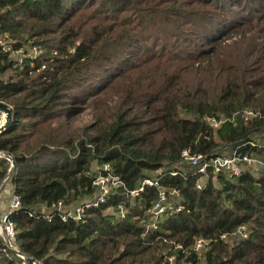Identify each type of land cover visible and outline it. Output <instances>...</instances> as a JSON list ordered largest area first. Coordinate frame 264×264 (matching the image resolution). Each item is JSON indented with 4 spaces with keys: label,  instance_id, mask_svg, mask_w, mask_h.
<instances>
[{
    "label": "trees",
    "instance_id": "1",
    "mask_svg": "<svg viewBox=\"0 0 264 264\" xmlns=\"http://www.w3.org/2000/svg\"><path fill=\"white\" fill-rule=\"evenodd\" d=\"M263 11L264 0H0V36L40 51L19 65L0 50L13 116L0 185L9 174L20 200L9 215L19 250L40 264H169L164 252L178 264H264V173L202 176L180 157L264 161ZM72 102L92 108V123H70ZM104 165L123 186L62 221L51 205L90 198ZM144 178L174 202L147 232L158 189L129 195ZM241 226L247 237L230 245ZM196 238L209 241L200 256ZM2 248L0 238V264H17Z\"/></svg>",
    "mask_w": 264,
    "mask_h": 264
},
{
    "label": "built area",
    "instance_id": "2",
    "mask_svg": "<svg viewBox=\"0 0 264 264\" xmlns=\"http://www.w3.org/2000/svg\"><path fill=\"white\" fill-rule=\"evenodd\" d=\"M13 42L8 40L7 35L0 36V50L3 53L8 54L9 56H17L16 61L20 65L24 58H35L38 53L39 49L36 46H29V50H25L24 47H20L19 49H13ZM10 109V108H9ZM11 110V109H10ZM244 118L256 117L260 116L258 112H254L252 110H244L241 114ZM13 116L9 118V122H12ZM225 120L220 118V120L215 119H208L210 126L213 128L218 127L221 123ZM7 120L6 115L3 111H0V135L5 131V126ZM181 160L189 164L193 169H195L199 174L202 176H206L208 173L212 174H227L229 176H239L243 172H250L251 173V166L253 163V157L249 154H242L237 152L236 150L230 154L217 156L210 159H205L201 155H194L189 152V150H183L181 152ZM0 158H4L10 163L9 167V174L13 168V161L10 156L6 155L5 153L0 151ZM260 169L264 172V163L260 164ZM8 174V175H9ZM8 175L3 180L0 187L7 182H9ZM157 181L151 178H144L141 180L140 184L138 185L137 189L130 191V196H136L140 192H143L144 189L148 186H156L158 189V195L156 201L153 203L151 208V223L147 224L146 232L148 229H156V221L161 219L167 208L169 207L167 200L168 195L166 191L159 189L157 185ZM92 186L94 187L95 191L90 198L82 200L75 205H67L62 201H58L53 203L50 207L51 210L56 211L62 221H79L84 216L85 211L91 207H97L101 203L105 202L108 198L110 193L114 191L116 188L123 186L121 180L118 176L112 174L108 165L102 166L101 170L95 173V176L92 180ZM200 182L197 183L196 188L201 189ZM174 194V192H171ZM20 200L13 194L10 196L7 209L4 214L0 216V238L4 244L3 251L9 250L12 253V256L17 264H40V262L23 252H21L16 243V230L13 222L10 221L9 215L17 210L20 207ZM120 218L125 217L124 209L120 208L118 212ZM239 234L240 237L246 238V228L241 226L238 228L236 233L232 235ZM222 239H226L227 236H221ZM209 245V241L203 238H196L195 242L192 246V250L198 254L199 256L203 254V252L207 249ZM180 245H177L176 248H180ZM170 261L174 259L173 256L168 257Z\"/></svg>",
    "mask_w": 264,
    "mask_h": 264
},
{
    "label": "rangeland",
    "instance_id": "3",
    "mask_svg": "<svg viewBox=\"0 0 264 264\" xmlns=\"http://www.w3.org/2000/svg\"><path fill=\"white\" fill-rule=\"evenodd\" d=\"M263 14H264V11H263ZM264 28V26H263ZM43 40H46V39H40V41H43ZM24 46V49L25 50H29V44L28 43H24L23 44ZM40 52V51H39ZM39 54V53H38ZM37 57V56H36ZM11 59H13L14 61L16 60L17 56H10ZM28 58V57H27ZM81 99V98H80ZM68 106H71V107H77L76 108V112L77 115L73 118V120L70 122V123H73L74 126H76L77 128H83V127H86L87 125H89L90 123H92L93 121V111H92V108L91 107H87V103L84 104V103H77V102H72L70 104H68ZM9 108V107H8ZM11 122L8 124V126L6 127L5 131L7 129H9L11 127ZM262 139V138H261ZM262 141V140H261ZM253 157V163H252V166L250 168L251 170V173L255 176H258L259 174H262L264 173L261 169H260V164L261 163H264L263 161V157H260L258 154H253L252 155ZM94 170H96V167L94 166L93 167ZM202 182H204V180H201L200 181V184L202 185ZM215 183V181H214ZM12 193V186L10 184V182H7L3 185L1 191H0V216L2 214L5 213L6 211V208H7V204H8V201L10 199V195ZM132 197V196H131ZM169 207H173L174 205V202L170 199H169V203H168ZM42 211H44L42 209ZM151 223V220L149 221V224ZM148 224V226H149ZM247 234V232H246ZM242 237H240L239 234H236L233 238H230L228 239V242L229 244L231 245L233 240L234 239H240ZM164 259L165 261H167L169 264H178L175 259H173L172 261H170L166 255V253L164 252ZM202 262V260H200ZM179 264H184L183 261H181Z\"/></svg>",
    "mask_w": 264,
    "mask_h": 264
},
{
    "label": "water",
    "instance_id": "4",
    "mask_svg": "<svg viewBox=\"0 0 264 264\" xmlns=\"http://www.w3.org/2000/svg\"><path fill=\"white\" fill-rule=\"evenodd\" d=\"M0 111H3L4 113H5V115H6V120H7V122H6V124H5V126H7L8 125V122H9V118H10V116H11V110L5 105V104H3L2 102H0ZM1 186V185H0Z\"/></svg>",
    "mask_w": 264,
    "mask_h": 264
},
{
    "label": "crops",
    "instance_id": "5",
    "mask_svg": "<svg viewBox=\"0 0 264 264\" xmlns=\"http://www.w3.org/2000/svg\"><path fill=\"white\" fill-rule=\"evenodd\" d=\"M12 194V193H11ZM11 196V195H10ZM9 202V201H8ZM8 205V204H7ZM7 209V208H6Z\"/></svg>",
    "mask_w": 264,
    "mask_h": 264
}]
</instances>
